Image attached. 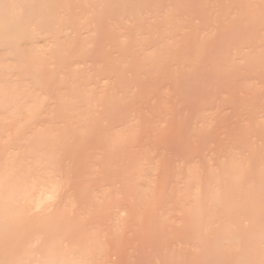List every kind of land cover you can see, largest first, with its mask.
<instances>
[{"label": "bare ground", "instance_id": "1", "mask_svg": "<svg viewBox=\"0 0 264 264\" xmlns=\"http://www.w3.org/2000/svg\"><path fill=\"white\" fill-rule=\"evenodd\" d=\"M96 10L97 25L135 23L171 15L173 4L99 0ZM0 17L7 31L0 34V127L7 125L0 128V264H264V163L257 170L245 153L218 157L206 175L196 162L171 180V161L164 168L149 154L119 149L126 137L104 127L100 114L107 94L75 77L87 64H72L68 54L98 51L103 30L66 47V26L53 27L48 12L0 0ZM154 35L147 48L129 41L120 49L152 56L138 66L154 69L171 56L167 35L159 27ZM40 37L51 39L46 50L35 43ZM152 107H160L155 99ZM161 107L169 122L171 89ZM173 231L183 237L174 248Z\"/></svg>", "mask_w": 264, "mask_h": 264}, {"label": "rangeland", "instance_id": "2", "mask_svg": "<svg viewBox=\"0 0 264 264\" xmlns=\"http://www.w3.org/2000/svg\"><path fill=\"white\" fill-rule=\"evenodd\" d=\"M21 1L30 13L48 12L53 27L66 26L61 38L66 47L91 41L97 27L103 30L98 51L68 55L75 56L72 64H87L86 70L79 65L81 69L74 71L76 79L84 81V85L98 83L97 92L107 94L103 100L106 108L100 114L104 127L108 124L126 137V144L119 149L149 154V159L161 160L164 168L171 161V180L197 165L206 175L208 166L217 169L218 157L241 159L244 153L252 156L253 167L261 170L264 0H171V15L149 14L135 23L131 19L116 22L101 18L99 25L95 23L99 0ZM157 27L167 35L171 56H164L167 62L158 60L154 69L147 70L138 65L152 56H128L120 47L132 41L139 42L142 49L149 39H154ZM4 33L6 29H1L0 34ZM226 38L230 41L224 49L222 42ZM50 40L40 37L35 43L46 50ZM208 48L209 54H199ZM125 62L129 65L121 71ZM169 89L171 120L166 122L161 106ZM153 99L158 109L152 107ZM261 174L264 172L259 171ZM172 219L175 225L173 216ZM179 229L182 232L183 228ZM180 235L174 233L177 237L171 240L172 248Z\"/></svg>", "mask_w": 264, "mask_h": 264}]
</instances>
